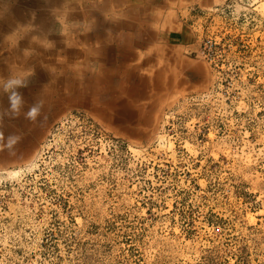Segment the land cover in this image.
I'll return each instance as SVG.
<instances>
[{"label":"rangeland","instance_id":"obj_1","mask_svg":"<svg viewBox=\"0 0 264 264\" xmlns=\"http://www.w3.org/2000/svg\"><path fill=\"white\" fill-rule=\"evenodd\" d=\"M99 1L89 104L0 136V264H264V0H122L120 48Z\"/></svg>","mask_w":264,"mask_h":264},{"label":"crops","instance_id":"obj_2","mask_svg":"<svg viewBox=\"0 0 264 264\" xmlns=\"http://www.w3.org/2000/svg\"><path fill=\"white\" fill-rule=\"evenodd\" d=\"M88 5L90 6V0H0L1 137H12L15 143L24 142L29 134L28 129H32L33 126L42 129V119L45 113L50 112L51 106L55 105L59 110L67 106H58L62 100L67 103L76 99V96L72 95V87L74 80H77L79 76L77 71H86L82 78L88 83L92 70L89 66L91 59L84 61V57H81L79 53L90 51V48H98L100 42L95 39L100 40L99 36L92 38L93 40L86 36L89 34V31H86V20L92 15L86 10L76 11L80 7L86 9ZM96 5H98L99 13L103 12L105 16L114 12V22L119 26L115 31L118 37H115L114 47L120 48L124 40L123 28L126 29L125 26L128 27L129 24L133 28L130 22L121 21L122 11L119 9L123 5L122 0H116L114 5L105 0L97 2ZM130 17L135 20L136 15L131 14ZM100 19L104 20L102 23L104 29L106 19L99 15H97L95 24L89 25H92L94 30L100 29ZM129 38L130 36L125 39ZM104 40L106 41V36ZM61 63L68 65L69 69L63 68ZM81 87L83 84L78 86V95L79 100L84 102L81 100L85 96ZM14 93L15 96H13ZM10 97L16 101L15 109ZM40 101L43 103L39 115L35 120L28 118L27 113L30 108ZM89 101L86 95L85 102L89 104ZM74 105L78 106L74 103L67 107ZM0 144L3 147H10L12 143L8 140Z\"/></svg>","mask_w":264,"mask_h":264},{"label":"bare ground","instance_id":"obj_3","mask_svg":"<svg viewBox=\"0 0 264 264\" xmlns=\"http://www.w3.org/2000/svg\"><path fill=\"white\" fill-rule=\"evenodd\" d=\"M72 13V12H71ZM73 15V14H72ZM74 15H76L75 13H74ZM70 17V16H69ZM76 17V16H75ZM116 24V23H115ZM116 26H118V25H116ZM87 29H88V26L86 27ZM113 28H116V27H113ZM117 29V28H116ZM52 34V33H51ZM54 34V33H53ZM86 36H87V38H89V39H91L94 35L92 34V33H90V34H86ZM84 38V37H83ZM88 39V40H89ZM72 41V40H71ZM87 42V41H86ZM37 43V42H36ZM35 44V43H34ZM68 44V43H67ZM78 45H79V43H78ZM43 48V47H42ZM55 49V48H54ZM160 50V49H159ZM42 51V50H41ZM53 51V50H52ZM57 51V50H56ZM74 51V50H73ZM59 52V51H58ZM76 52V51H75ZM69 53V52H68ZM155 53V52H154ZM165 53V52H164ZM101 53H99V51H96V50H93L92 48H90V51H86L85 53H79V55L80 56H82V57H84V61H90V59H91V61L89 62V63H91L93 60H97L98 59V61H93L94 62V64H96L97 65V67L99 68V70H102V69H104V62H103V59L101 58V55H100ZM161 54V53H160ZM63 55V54H62ZM65 55V54H64ZM68 55V54H67ZM78 55V56H79ZM166 56V55H165ZM59 57V56H58ZM139 57V59H140V57L141 56H138ZM160 57V56H159ZM166 58V57H165ZM70 59V58H69ZM102 59V60H101ZM44 60V59H43ZM64 60V59H63ZM71 60V59H70ZM11 61V60H10ZM13 62V61H12ZM23 63V62H22ZM21 63V64H22ZM57 64V63H56ZM60 64V63H59ZM73 64V63H72ZM71 64V65H72ZM51 65V64H50ZM61 65H62V67L63 68H65L66 70L67 69H69V67H68V65H64V63H61ZM60 67V66H59ZM75 67V66H74ZM17 68H19V67H17ZM23 68V67H22ZM50 68V67H49ZM86 69V68H85ZM21 70V69H20ZM154 70H156V69H154ZM39 71V70H38ZM62 72V71H61ZM84 72H86L85 70L83 71V70H80V71H77V74L79 75L78 76V79L74 82V84H73V87H72V90H73V93H74V95L77 97L76 99H72V100H70L69 102H67V103H65L64 102V100H62V103H60L58 106H60V107H63V106H70V105H73L74 103L75 104H77L78 102H79V100H77V99H79V95H78V86H81L82 84H83V87H81L80 89L82 90V93L83 94H88L89 92H90V89L88 88L90 85H92V86H94V85H99L98 83H99V79H101L102 77V75H99V74H97V73H94L93 74V76H91L88 80V83H86L84 80H83V74H85ZM40 74V73H39ZM54 74V73H53ZM67 74V73H66ZM52 75V74H51ZM54 76V75H53ZM52 76V77H53ZM150 77V76H149ZM64 78V77H63ZM66 78V77H65ZM52 79V78H51ZM62 79V78H61ZM69 79V78H68ZM159 79V78H158ZM167 79V78H166ZM67 81V80H66ZM60 85V84H59ZM118 85H120V84H118ZM52 86V85H51ZM49 87V86H48ZM11 88V87H10ZM121 88V87H120ZM110 89H112V88H110ZM109 89V92H110V94H111V96H112V99H116V102H111L110 103V107H109V109L107 110V111H109V110H111V111H113L114 113H115V110H117V112H116V115L115 116H113V113H110V112H108L109 114H110V116H111V119L112 120H114V121H117L116 120V118H117V114H122L123 116H124V119L126 118L128 121H132V122H135V121H138V120H141V122H143V119L144 120H147V119H145L143 116L141 117L139 114L137 115V119L136 118H132L133 116H134V114L136 113L135 112V109H134V107L132 108L133 109V111H132V109L130 110L129 108H131V106L128 104V103H123V100L122 99H120L119 97H118V89H114V90H110ZM50 90V89H49ZM86 90H88V92L86 93ZM56 94V93H55ZM48 96V95H47ZM53 97V96H52ZM122 97V96H121ZM83 98V97H82ZM82 98H81V100H82ZM34 99H36V98H34ZM40 99V98H39ZM43 99V98H42ZM41 99V100H42ZM118 101V102H117ZM132 102V101H131ZM118 104V105H117ZM116 105H117V107H116ZM54 106V105H53ZM135 106V105H134ZM10 107V106H9ZM57 108V107H56ZM45 109V108H44ZM57 112V111H56ZM43 113V112H42ZM128 113H129V115H128ZM23 116V115H22ZM141 118V119H140ZM25 130V129H24Z\"/></svg>","mask_w":264,"mask_h":264},{"label":"clouds","instance_id":"obj_4","mask_svg":"<svg viewBox=\"0 0 264 264\" xmlns=\"http://www.w3.org/2000/svg\"><path fill=\"white\" fill-rule=\"evenodd\" d=\"M16 94L14 93L13 96ZM10 100H13V108H16V101L13 99V97H10ZM42 101L38 102L36 105H34L32 108H30L29 112L27 113L28 118L35 120V118L40 113V108L42 106ZM2 136V134H0Z\"/></svg>","mask_w":264,"mask_h":264}]
</instances>
